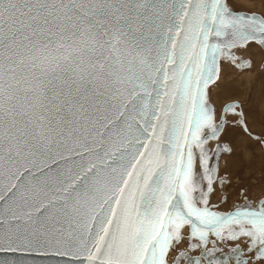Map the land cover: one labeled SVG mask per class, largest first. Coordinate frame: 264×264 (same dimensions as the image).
<instances>
[{
	"label": "snow or ice",
	"instance_id": "1",
	"mask_svg": "<svg viewBox=\"0 0 264 264\" xmlns=\"http://www.w3.org/2000/svg\"><path fill=\"white\" fill-rule=\"evenodd\" d=\"M251 45L264 14L232 0H0V253L169 264L188 228L190 248L242 241L235 264H264V195L210 203L264 149L254 112L210 102L225 64L255 71Z\"/></svg>",
	"mask_w": 264,
	"mask_h": 264
},
{
	"label": "rangeland",
	"instance_id": "2",
	"mask_svg": "<svg viewBox=\"0 0 264 264\" xmlns=\"http://www.w3.org/2000/svg\"><path fill=\"white\" fill-rule=\"evenodd\" d=\"M232 3L236 9H243L246 11H257L260 14H264V0H232ZM239 53L247 55L255 66V71L242 70L235 71L228 64H225L222 72V80L220 87L213 88L211 90L210 100L213 101L217 106L222 105L226 101L235 99L242 102V106L246 113H255V121L258 125V129H252L254 133L262 135L264 133V116L258 113L256 107L252 106L253 97L260 95V92L264 90V71L259 67L264 58V53L255 45H251L247 50H241ZM248 83L251 84L248 85ZM248 85V88L246 87ZM247 88V92L245 89ZM252 88V90H251ZM264 92V91H263ZM249 96H251L249 98ZM251 126V121H250ZM233 129H236L233 131ZM231 129L229 136L226 139L233 138L232 133H238V128ZM239 137L237 138V140ZM252 151L255 153V159L251 165H233L230 166L229 171L233 175V181L229 190L232 187L242 186L243 183H247L249 187V193H252V197L259 196V191H262V182L264 180V157L261 155L262 150H257L260 147L259 144H249ZM261 155V156H260ZM259 160V161H257ZM251 168V175L254 179H241V173L247 175V169ZM247 188V187H246ZM236 190V189H235ZM261 195V194H260Z\"/></svg>",
	"mask_w": 264,
	"mask_h": 264
},
{
	"label": "flooded vegetation",
	"instance_id": "3",
	"mask_svg": "<svg viewBox=\"0 0 264 264\" xmlns=\"http://www.w3.org/2000/svg\"><path fill=\"white\" fill-rule=\"evenodd\" d=\"M263 53H264V51H263ZM237 54L240 56V58L242 60L250 59L247 55H244V57L242 58L241 55H243V54H241V53H237ZM262 64H264V58H263V62L261 64H259L260 65L259 67H261ZM232 68L235 71L237 70L238 72L242 71V70H238L234 67H232ZM248 85L251 86L250 83H248ZM248 85L246 86L247 88H248ZM247 88L245 89L246 92H247ZM251 90H252V88H251ZM263 91L260 92V95L253 97V102H252V106L257 108L259 114H261V100H262V93H264ZM250 97L251 96H249V98ZM237 101L242 104V102L240 100H237ZM211 102L214 105V107L219 111L221 109L222 105L227 103L228 101H226L225 103H223L220 106H217L213 101H211ZM251 128L258 129V125L256 123H252V121H251ZM234 130H236V129H233V131ZM255 134H257V133H255ZM232 135H233V138L235 137L237 140L238 136H235L233 133H232ZM258 135H260V134H258ZM262 135H264V133ZM248 143L254 144L255 142L248 141ZM251 150H252V148H251ZM257 150H259V151L262 150L261 155L264 157V149L259 147V148H257ZM253 154H254V160L256 161L255 153L253 152ZM257 161H259V160H257ZM261 185H262V191H259V196L257 195V197H252V195H251L252 193H249L250 192L249 191L250 186L247 183H243L242 186H239L237 188L232 187L233 189H231V190H229V188H226V189L221 190L218 193L214 194L210 198V203L212 205H215V210L222 211V212L232 211L233 209H235L237 207H244L245 205H251L252 208H256L259 198L262 195H264V180H263ZM245 187H247V190L249 193L247 199L244 198L243 191H242ZM184 237H185L184 240L179 245L176 246L175 250L170 253V257H169L170 260L174 259L175 257L177 259H180L181 264H187V260L189 258L190 259L191 258H197L198 260L201 261V264H208V260H210V259L220 261V264H225V262H226V264H235V261L232 259V257L236 254L232 252V249L234 247H236L237 245H240L241 249H244V243L242 241H228V240H226V241L221 242V241L217 240L214 236L208 237L209 242L207 243L206 246L197 247V248H190L189 247L188 232H187L186 228L184 229ZM192 243H198V241H192ZM213 247H215V249H216L213 256L212 257H205L204 256L205 251L207 249H212ZM242 254L245 256L248 255L246 251L243 252Z\"/></svg>",
	"mask_w": 264,
	"mask_h": 264
},
{
	"label": "water",
	"instance_id": "4",
	"mask_svg": "<svg viewBox=\"0 0 264 264\" xmlns=\"http://www.w3.org/2000/svg\"><path fill=\"white\" fill-rule=\"evenodd\" d=\"M236 9V8H235ZM238 12H255L259 13L257 11H246L243 9H236ZM214 163V160H213ZM221 213H224L220 211ZM230 212V211H228ZM187 232L189 231L188 228H186ZM212 236V235H209ZM0 258L8 259V260H14L17 262V264H74V262L68 258H60V257H53V256H41L37 254H27V253H0ZM198 260L197 258H189L187 260V264H194V261ZM169 264H181V260L177 259L176 257L172 260L169 259Z\"/></svg>",
	"mask_w": 264,
	"mask_h": 264
},
{
	"label": "bare ground",
	"instance_id": "5",
	"mask_svg": "<svg viewBox=\"0 0 264 264\" xmlns=\"http://www.w3.org/2000/svg\"><path fill=\"white\" fill-rule=\"evenodd\" d=\"M239 53V52H238ZM241 57L243 58L244 57V54L243 55H241ZM210 102H211V100H210ZM211 104H212V102H211ZM213 105V104H212ZM214 106V105H213Z\"/></svg>",
	"mask_w": 264,
	"mask_h": 264
}]
</instances>
